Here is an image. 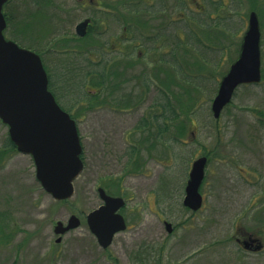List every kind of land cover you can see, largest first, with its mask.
<instances>
[{"label": "rangeland", "instance_id": "obj_1", "mask_svg": "<svg viewBox=\"0 0 264 264\" xmlns=\"http://www.w3.org/2000/svg\"><path fill=\"white\" fill-rule=\"evenodd\" d=\"M182 1L4 4L3 13L12 20L4 35L40 52L49 90L76 122L84 165L72 197L55 201L36 179L31 156L15 152L0 162V264H135L134 254L146 258L139 264H264V0ZM251 12L260 25L261 80L239 86L214 119L212 100L238 55ZM84 19L90 26L86 37L79 38L74 30ZM206 25L214 27L216 37L203 35ZM156 31L161 36L146 39ZM198 36L201 57L210 62V70L204 72L208 82L199 84L179 111L187 118L183 135L176 138L171 128L157 140L152 127L136 130L160 98L153 83L147 102L138 105L141 88L136 77L142 71L158 75L171 90L173 71L163 65L164 71L158 72L152 65L158 66L160 55L168 59L169 48L179 43L190 45L186 61L195 63L199 54L193 43ZM104 60L108 65L122 62L125 84L104 92V105L96 107V101L90 105L86 99L98 92L92 85L96 78L85 74L98 72L97 63ZM126 93L127 102L120 104L117 99ZM7 136L0 120V148ZM200 157L207 159L199 190L203 204L192 212L182 200L191 165ZM99 188L125 200L120 213L126 229L116 233L106 249L86 223L87 215L101 204ZM72 215L79 226L55 234L56 223L66 225ZM165 222L171 224L170 233ZM243 242L254 247L245 248Z\"/></svg>", "mask_w": 264, "mask_h": 264}, {"label": "water", "instance_id": "obj_2", "mask_svg": "<svg viewBox=\"0 0 264 264\" xmlns=\"http://www.w3.org/2000/svg\"><path fill=\"white\" fill-rule=\"evenodd\" d=\"M7 0H0V120L18 152L31 156L35 176L44 191L55 201L72 197L74 181L83 170L82 147L75 121L56 103L48 90V79L40 57L4 37L6 21L2 12ZM87 21L78 24L75 32L85 34ZM260 28L255 12L248 17L237 58L220 79L211 103L214 119L232 100L240 85L260 81ZM207 163L205 157L193 161L184 189L182 204L191 211L202 206L199 193ZM103 204L90 212L86 223L102 249L110 246L114 235L125 230L123 217L117 213L124 206L122 198L111 197L98 189ZM72 215L63 226L56 223L55 234H64L78 227ZM170 233L171 224L165 222ZM60 238L57 239V242Z\"/></svg>", "mask_w": 264, "mask_h": 264}, {"label": "trees", "instance_id": "obj_3", "mask_svg": "<svg viewBox=\"0 0 264 264\" xmlns=\"http://www.w3.org/2000/svg\"><path fill=\"white\" fill-rule=\"evenodd\" d=\"M183 4L184 1L176 0V5H183ZM260 17L263 19L262 15ZM5 18L7 24H10V22H12L11 18L7 17L6 15ZM213 28L214 27L212 25H206V27L204 28L205 32L203 31L204 29H202L200 32H204L203 33L204 36H206L207 33L208 34L209 33L213 34V32L216 33L215 32L216 30ZM162 30L163 29H161V31ZM156 32L157 33H155L154 36L147 37L146 39L155 40L156 37L161 36V32L159 31ZM213 36L216 37V34H213ZM13 40L17 42L15 38ZM179 44L175 45V47H172V49L169 48L171 54L170 53L168 54L170 55L168 59L163 58L162 55H160L157 59L158 66L156 67V62H154L153 63L154 65H152L153 69H155L158 72L164 71V69H162L163 65L169 66V69L172 70L174 73L175 78H173V87L176 88L175 89L176 92L173 90V87L170 90L168 89L169 88L168 86H165L167 85L165 79L156 78L158 75L157 76L155 75V77H151L147 73V71H142L140 76L136 77L137 79L136 82L139 81V87L141 88L140 100H138V105L143 106L147 102L148 93L150 92L151 89L150 86L153 85V83L156 85L157 93L155 94L156 96L157 94H159L160 98L157 99V101L155 99L153 106L150 107L151 108L150 118L143 117L139 121L135 129L145 130L148 129L149 127H152L154 131V137L157 140L163 138L162 136H166L167 133L171 130V128L174 129L175 134L173 135L176 136V138L183 135L186 126L185 121H187V118L182 117V113H179V111L181 110L182 107L184 108L183 105L185 100L191 101V99L193 98V94H196L195 93L196 89L198 90L200 88L199 84L202 83L205 84V82H208L204 72L206 70H210L209 67L206 68L207 66L210 65V62L201 57L203 56L201 53L203 49L200 47L201 39L199 38V36L196 38L195 42L193 43V49L196 51L197 54H199L197 58L198 61H196L195 63L194 62L189 63L188 61H186L187 56L188 55L191 56L190 55L191 52L189 50L190 45L189 44L179 45ZM202 46L203 48L208 50H210L208 46L215 48L212 45L202 44ZM27 48L34 50L31 47H27ZM150 50L151 49L148 48L147 49L148 52H145L144 55L142 56H146L147 53L150 52ZM152 50L155 51L154 48H152ZM35 52L40 54V52L38 51ZM107 63L108 61L106 60L100 61L97 63L98 65H101L99 66L100 70L98 72H93V73L88 72L85 74V75L91 74L93 77L96 78V80L92 81V85L94 88L97 89L98 92H96L93 95H88L87 96L88 98H86L90 103V105L91 103H94L96 101L97 103L96 107L104 105V104H100L101 101L103 103L105 100V98H103L102 96L104 92L106 93L107 91L109 93L111 92V90H117L118 88L120 89V87H122V85L125 84V80H124L125 71L123 72L124 69L122 67V62L121 61L111 62L110 65H108ZM263 73H264V69H263ZM109 80L111 81L109 82ZM49 89H50V85H49ZM172 98L176 99V101H174L175 107H172V102H171ZM125 99H127V93L125 95H122L121 99H117V100L120 104L121 103L123 104V102L126 103ZM89 103H88V107H90ZM155 107L157 108L156 109L157 111L155 110L154 112L153 108ZM15 152H17L16 148L13 145V143L10 141L9 137L7 136V139L0 148V162L4 161V159L7 157L8 154ZM134 152L135 150L132 149V151L129 153L131 159ZM144 260H146V258L141 259L140 256L139 255L136 256V254H134L131 257V261L135 264L143 263Z\"/></svg>", "mask_w": 264, "mask_h": 264}, {"label": "flooded vegetation", "instance_id": "obj_4", "mask_svg": "<svg viewBox=\"0 0 264 264\" xmlns=\"http://www.w3.org/2000/svg\"><path fill=\"white\" fill-rule=\"evenodd\" d=\"M87 21L88 22V24H87V27L85 28V34H84V36H82V37H86V35H87V33H88V28H89V26H90V22H89V19H84V21ZM74 33H75V30H74ZM75 35L77 36V34L75 33ZM78 37V36H77ZM77 40V39H76ZM41 60H42V58H41ZM42 62H43V60H42ZM126 69V68H125ZM128 94V93H127ZM127 100H128V98L127 99H125V101L127 102ZM129 156V155H128ZM129 161H130V156H129ZM102 189V188H101ZM103 191H104V193L106 194V195H108V196H111V197H118V196H113L112 194L110 195V194H108L104 189H102ZM97 192H98V190H97ZM98 196H99V193H98ZM100 198V197H99ZM118 198H122V197H118ZM123 199V198H122ZM100 201H101V204H100V206L103 204V201L100 199ZM123 201H124V206H123V208L125 207V200L123 199ZM123 208H121V209H123ZM121 209L119 210V214L121 215V213H120V211H121ZM122 216V215H121ZM123 217V216H122ZM126 223V222H125ZM164 225H165V223H164ZM127 226V225H126ZM165 228H166V225H165ZM166 230H167V228H166ZM250 242H252V241H250ZM250 242H249V244H248V242H243L242 244H243V246L245 247V248H248V249H252L253 247H254V243H253V245H250Z\"/></svg>", "mask_w": 264, "mask_h": 264}]
</instances>
